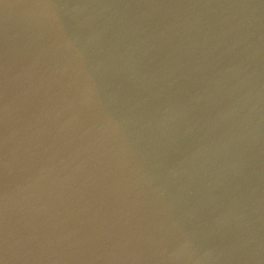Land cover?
Wrapping results in <instances>:
<instances>
[{"label":"water","instance_id":"obj_1","mask_svg":"<svg viewBox=\"0 0 264 264\" xmlns=\"http://www.w3.org/2000/svg\"><path fill=\"white\" fill-rule=\"evenodd\" d=\"M0 264H264V0H0Z\"/></svg>","mask_w":264,"mask_h":264}]
</instances>
